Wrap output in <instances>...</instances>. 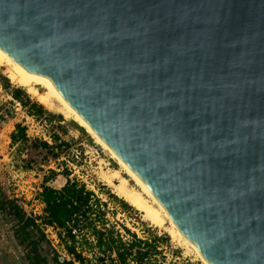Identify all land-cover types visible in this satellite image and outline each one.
Returning <instances> with one entry per match:
<instances>
[{
    "label": "water",
    "instance_id": "95a60500",
    "mask_svg": "<svg viewBox=\"0 0 264 264\" xmlns=\"http://www.w3.org/2000/svg\"><path fill=\"white\" fill-rule=\"evenodd\" d=\"M0 53L50 82L207 262L264 264V0H0Z\"/></svg>",
    "mask_w": 264,
    "mask_h": 264
},
{
    "label": "rangeland",
    "instance_id": "374dc122",
    "mask_svg": "<svg viewBox=\"0 0 264 264\" xmlns=\"http://www.w3.org/2000/svg\"><path fill=\"white\" fill-rule=\"evenodd\" d=\"M4 77L8 80L11 89L19 87L7 78L4 68L0 66V78ZM0 82L2 83L1 79ZM2 85L0 84V201L15 198L21 190L23 195L17 200H23V196L29 197L38 187L41 188L46 178L50 186L59 187L66 179L62 172L67 171L70 174L69 178H75L84 183L87 189L93 191L102 202L107 203L106 218L109 224L114 225L121 232L124 239L130 237L126 235L122 226L127 227L141 239L152 234L167 237L169 241L158 245L161 247L159 253L155 258H149L147 264H204L191 249L173 240L164 228L154 226L139 210L117 195L114 192V185L118 183L116 179L111 184L105 182L103 176L110 174L113 170H120V166L110 157L108 151L97 145L85 129L72 119L64 117L57 110V106L49 108L43 105L49 112L62 116L60 123L55 119L48 122L43 117L34 119L28 116L18 103L11 102V97ZM37 88L39 92L44 91L41 87ZM25 92L32 101L39 103L35 94L26 90ZM17 123L25 126L27 135L31 139H37L33 145H12L10 134ZM58 124L64 127V133ZM53 135L60 136L61 140L68 143L65 149L53 150L57 155L40 147V142L43 140L51 143L50 136ZM52 171L56 172V175L50 178ZM121 175L129 179L122 171ZM128 183L130 187L138 189L132 180L129 179ZM108 192L123 199L131 209L122 210L109 199ZM49 239L53 244L52 246L49 242V246L60 257L70 259L68 255H62L64 252L59 244L50 238V235ZM43 246L46 248L45 244ZM0 264H31L28 248L14 236L12 229L9 230L5 239L0 237ZM48 264H54L50 257Z\"/></svg>",
    "mask_w": 264,
    "mask_h": 264
},
{
    "label": "trees",
    "instance_id": "16d2710c",
    "mask_svg": "<svg viewBox=\"0 0 264 264\" xmlns=\"http://www.w3.org/2000/svg\"><path fill=\"white\" fill-rule=\"evenodd\" d=\"M0 79L3 85L1 82L0 84L8 92L6 93L11 97V102L18 103L28 116L34 119L43 117L48 122L54 119L58 123L62 121L61 115L53 114L42 104L32 101L22 87L11 89L5 77ZM58 127L62 133L65 132L63 126L58 124ZM50 138L51 143L43 140L40 142V147L51 151L53 155H57L53 150L68 147V143L61 140L60 136L53 135ZM10 140L13 146L33 145V142L37 141L27 135L25 126L20 123L15 124ZM62 174L66 181L60 188L47 185L49 181L47 178L41 186L38 197L44 207L40 222L43 226L54 227L64 250L72 256L69 260L66 258L63 261L59 260L60 256L49 246L41 225L35 219L27 217L14 201L8 199L0 201V206L7 208L11 215L13 222L11 229L14 236L28 248L31 264H48L49 257L54 264H74V262L84 264L89 262L88 256L99 260L102 256L112 254L116 255L119 264H128L130 261H135L136 264H147L150 255L158 253V245L169 241L166 236H154V234L141 239L127 227L122 226L126 235L130 237L124 239L121 232L114 225L109 224L106 218L107 203L102 202L93 191L87 189L84 183L75 178H69L70 174L67 171H63ZM55 175L56 172L52 171L50 178ZM107 195L122 210L131 209L123 199L109 192ZM74 229L82 231L80 236L72 233Z\"/></svg>",
    "mask_w": 264,
    "mask_h": 264
},
{
    "label": "bare ground",
    "instance_id": "6f19581e",
    "mask_svg": "<svg viewBox=\"0 0 264 264\" xmlns=\"http://www.w3.org/2000/svg\"><path fill=\"white\" fill-rule=\"evenodd\" d=\"M0 66L4 68L7 78L13 84L24 88L29 93L35 94L37 101L40 104L49 108L57 106V110L64 117L70 118L76 122L92 136L100 148L109 152L110 157L113 158L120 166V170H113L110 174L103 176V179L108 184L113 183V180L115 179L118 181V183L114 185V192H116L117 195L121 196L132 207L139 210L143 216L154 226L164 228L173 240L191 249L194 254L203 261L204 264H210L200 254L196 246L179 230L167 213L166 209L153 196L144 182L116 156V154L104 141L98 137L97 134H95V132L92 131L85 120L62 98V96L54 89L50 82L37 81L29 78L1 53ZM37 87L43 88L44 91L39 92ZM121 171L125 174V176L129 177V179L134 182L138 189L129 186V179L124 178L121 175Z\"/></svg>",
    "mask_w": 264,
    "mask_h": 264
},
{
    "label": "built area",
    "instance_id": "2783aa9c",
    "mask_svg": "<svg viewBox=\"0 0 264 264\" xmlns=\"http://www.w3.org/2000/svg\"><path fill=\"white\" fill-rule=\"evenodd\" d=\"M40 192V187H38L33 194H31L29 197L26 195L23 196V200L18 201L17 198L22 197L23 191L21 190L19 195H15V198H9L8 200L14 201V203L21 208V210L25 213L27 217H31L36 220L38 224L41 225L40 218L43 215V203L40 201L38 194ZM13 222L11 221V215L8 212L7 208H2L0 206V237L1 239H5L6 235L8 234L9 230L12 228ZM41 229L46 237V239L51 242L50 238L55 241L59 246L61 247L62 251L64 252L62 255H68L66 251L64 250L63 246L61 245L58 237H57V231L52 226H43L41 225ZM72 233L76 236H80L82 233L79 229L72 230ZM52 244V242H51ZM53 246V244H52ZM161 247H158V253L160 251ZM70 259L72 256L68 255ZM157 256L156 254H151L149 258H155ZM64 259V256H62ZM89 257V262H85L84 264H119L118 259L115 254L102 256L101 259H93L91 256ZM66 258V257H65ZM148 258V259H149ZM67 260H69L67 258ZM74 264H81L79 262H74ZM128 264H136L135 261H130Z\"/></svg>",
    "mask_w": 264,
    "mask_h": 264
},
{
    "label": "crops",
    "instance_id": "0c3cea01",
    "mask_svg": "<svg viewBox=\"0 0 264 264\" xmlns=\"http://www.w3.org/2000/svg\"><path fill=\"white\" fill-rule=\"evenodd\" d=\"M65 181H66V179L63 181V183L59 187H54V188H60L65 183ZM46 184L50 186V184L48 182ZM40 190H41V188H40Z\"/></svg>",
    "mask_w": 264,
    "mask_h": 264
}]
</instances>
